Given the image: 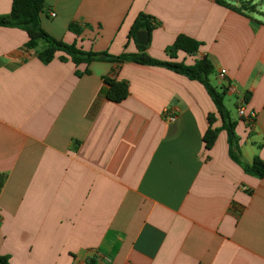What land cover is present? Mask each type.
I'll return each mask as SVG.
<instances>
[{
	"label": "crops",
	"instance_id": "obj_1",
	"mask_svg": "<svg viewBox=\"0 0 264 264\" xmlns=\"http://www.w3.org/2000/svg\"><path fill=\"white\" fill-rule=\"evenodd\" d=\"M11 4L0 0V15ZM140 13L159 24L149 56L168 60L165 48L185 35L201 46L178 62L207 58L217 87L235 88L226 95L236 106L248 97L254 119L238 117L239 151L246 163L264 161V21L250 16L264 13L215 0H45L41 26L116 57L137 51L127 35ZM27 40L0 28V255L9 264H264V180L230 159L224 131L205 149L215 107L199 83L133 63L75 68L60 53L44 65ZM106 77L127 83L121 103L105 98Z\"/></svg>",
	"mask_w": 264,
	"mask_h": 264
},
{
	"label": "trees",
	"instance_id": "obj_2",
	"mask_svg": "<svg viewBox=\"0 0 264 264\" xmlns=\"http://www.w3.org/2000/svg\"><path fill=\"white\" fill-rule=\"evenodd\" d=\"M218 5L228 8L238 14L244 15L245 12H253L255 5L251 2L240 4L239 7H233L225 0H215ZM45 0H12L11 10L6 15H0V28H13L24 31L28 40L24 44V49L33 51L35 57L44 65L51 63L57 56L60 62H71L75 68L81 64L90 65L93 62H111L118 66L124 63H133L148 67H158L169 70L177 75L185 77L189 81L199 83L206 91L211 99L215 113L207 116L208 128L205 131L202 141L206 150H211L214 146L218 135L221 131L226 133L228 154L230 159L237 164L246 175L264 180V161L255 157L251 163H246L241 159L239 151L238 137L236 134L237 121L231 119L230 113L224 105V97L227 89L223 87L213 86L210 82L211 75L214 74L212 64L207 58L194 61L192 65H186L184 62L177 61V53L182 52L186 56H194L201 43L185 36L178 35L174 42L167 46L164 50L168 60L161 61L148 55L147 46H141L137 43L136 33L145 31L151 34L156 30L159 24L149 15L140 13L133 22L127 39L132 40L136 46L135 53H126L111 57L106 53H97L93 51H83L75 44H66L46 33L41 26V15ZM69 31L79 36L82 28L75 23L69 24ZM109 57L108 60L101 59V56ZM83 74H89L86 69L83 73L75 70V75L81 77ZM103 83L106 86L105 98L115 104L124 101L128 96V85L126 82L117 81L112 78H104ZM245 103L248 97L244 98ZM217 118L221 121L220 127H214ZM6 175L0 173V191L5 182ZM0 264H9V257L0 255ZM84 264H98L95 257L89 256L85 259Z\"/></svg>",
	"mask_w": 264,
	"mask_h": 264
},
{
	"label": "built area",
	"instance_id": "obj_3",
	"mask_svg": "<svg viewBox=\"0 0 264 264\" xmlns=\"http://www.w3.org/2000/svg\"><path fill=\"white\" fill-rule=\"evenodd\" d=\"M50 16L54 17L55 14L51 13ZM217 78L219 81H225L226 80V72L224 70H221L218 73ZM227 91H229V93H231V94L236 93L235 88L230 84H227ZM244 104H245L244 97H239L238 102H237V106H236L237 113L241 119H243L247 124H250L254 119V115L253 114H246ZM176 117H177L176 111L172 108H166L163 111V118H164L165 122H167L169 124L174 123L176 121Z\"/></svg>",
	"mask_w": 264,
	"mask_h": 264
},
{
	"label": "rangeland",
	"instance_id": "obj_4",
	"mask_svg": "<svg viewBox=\"0 0 264 264\" xmlns=\"http://www.w3.org/2000/svg\"><path fill=\"white\" fill-rule=\"evenodd\" d=\"M231 2H234V3L238 2L240 4H244V3L246 4L248 2H253V4L255 5V9H257L258 12L264 13V0H236V1L232 0ZM250 16L254 17L255 19L264 21V19L258 13L251 14ZM210 82L213 86L218 85L213 75H211L210 77ZM224 105L226 109L228 110V112L230 113L231 118L235 119L236 121H239L240 117L238 116V113H237L235 100L233 98L227 97L226 95L224 97Z\"/></svg>",
	"mask_w": 264,
	"mask_h": 264
},
{
	"label": "water",
	"instance_id": "obj_5",
	"mask_svg": "<svg viewBox=\"0 0 264 264\" xmlns=\"http://www.w3.org/2000/svg\"><path fill=\"white\" fill-rule=\"evenodd\" d=\"M137 43L141 46H147L148 42H149V34L145 31H139L136 33L135 35ZM101 59L103 60H108L109 57L103 55L101 56Z\"/></svg>",
	"mask_w": 264,
	"mask_h": 264
}]
</instances>
